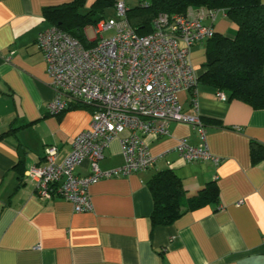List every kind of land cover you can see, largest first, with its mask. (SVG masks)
<instances>
[{
    "label": "crops",
    "instance_id": "1",
    "mask_svg": "<svg viewBox=\"0 0 264 264\" xmlns=\"http://www.w3.org/2000/svg\"><path fill=\"white\" fill-rule=\"evenodd\" d=\"M70 1L0 0V264H264V158L255 165L250 160L251 142L264 148V110L230 100L226 93L220 100L210 86L198 83L197 110L192 92L179 94L182 112L199 117L205 141L198 128L176 122L167 124L168 136H144L155 164L91 186L89 213L74 212L60 198L41 199L35 184L24 178L29 167L45 166L46 147L57 148L60 164L91 121L85 109L61 116L47 112L54 92L36 38L50 27L42 10ZM202 24L221 36L236 33L221 15ZM204 46L192 47L189 55L199 77ZM179 141L196 148L205 142L219 163L184 161L174 150ZM123 165L115 139L98 166L108 172ZM163 170L182 179L184 199L215 181L218 203L152 229L147 182ZM76 174L88 175V164Z\"/></svg>",
    "mask_w": 264,
    "mask_h": 264
},
{
    "label": "built area",
    "instance_id": "2",
    "mask_svg": "<svg viewBox=\"0 0 264 264\" xmlns=\"http://www.w3.org/2000/svg\"><path fill=\"white\" fill-rule=\"evenodd\" d=\"M127 10L125 0L116 1L114 18L101 20L93 28L90 41L96 43L88 48L55 27L40 31L36 38L54 92L48 114L58 116L75 103L93 106L94 111L89 128L74 138L71 152L60 164L56 163L57 148L46 147L45 166L29 167L24 178L35 184L41 199L60 198L76 213L92 211L89 188L100 180L151 168L156 158L143 137L168 136L169 122L198 128L205 141L199 117L182 112L179 94L192 92L191 104L197 110L198 76L190 63V50L215 35L212 25L202 22L226 17L225 11L197 8L184 15L160 14L152 22L153 32L138 36L126 19ZM111 30L113 36L103 38L102 33ZM216 96L225 100L223 92ZM115 139L124 165L102 172L98 163ZM174 150L186 162L219 163L205 142L196 148L179 141ZM84 162L89 174L79 176L76 169Z\"/></svg>",
    "mask_w": 264,
    "mask_h": 264
},
{
    "label": "trees",
    "instance_id": "3",
    "mask_svg": "<svg viewBox=\"0 0 264 264\" xmlns=\"http://www.w3.org/2000/svg\"><path fill=\"white\" fill-rule=\"evenodd\" d=\"M88 0H71L57 6L46 7L42 16L50 27H55L77 39L85 48L93 46L84 31L95 28L105 20L109 9L119 0H93L85 12H80ZM127 5L126 19L138 36L153 32L152 22L160 14L184 15L188 9H221L236 28L233 37L215 34L205 42V63L198 83L226 93L228 99L247 104L254 110H264V3L260 0H136ZM110 19V18H109ZM74 109L91 113L93 106L75 103L60 115ZM264 158V148L257 142L250 144L253 165ZM152 199L150 223L155 227L171 226L184 212L216 205L219 189L215 181L208 182L190 198L185 197L182 179L172 170L154 174L147 182ZM185 202L182 210L181 203Z\"/></svg>",
    "mask_w": 264,
    "mask_h": 264
},
{
    "label": "rangeland",
    "instance_id": "4",
    "mask_svg": "<svg viewBox=\"0 0 264 264\" xmlns=\"http://www.w3.org/2000/svg\"><path fill=\"white\" fill-rule=\"evenodd\" d=\"M92 1L93 0H88L85 7L82 10H80V12L83 13V12L87 11V9L89 8V5L91 4ZM125 3L129 8L135 7L137 5L136 0H125ZM109 18H114V11L112 9H109L105 14V20H107ZM84 34H85L87 40H89V41L93 40V38H94L93 28H91V27L86 28L84 31ZM113 34H114V32L111 30V31L103 32L102 36H103V38L107 39V38H110L111 36H113Z\"/></svg>",
    "mask_w": 264,
    "mask_h": 264
}]
</instances>
